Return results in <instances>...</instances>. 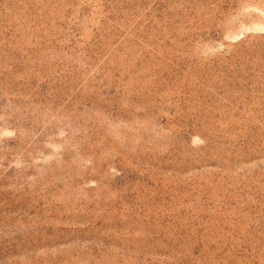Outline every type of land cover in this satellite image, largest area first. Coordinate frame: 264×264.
Segmentation results:
<instances>
[{
	"label": "rangeland",
	"instance_id": "374dc122",
	"mask_svg": "<svg viewBox=\"0 0 264 264\" xmlns=\"http://www.w3.org/2000/svg\"><path fill=\"white\" fill-rule=\"evenodd\" d=\"M0 264H264V0H0Z\"/></svg>",
	"mask_w": 264,
	"mask_h": 264
}]
</instances>
